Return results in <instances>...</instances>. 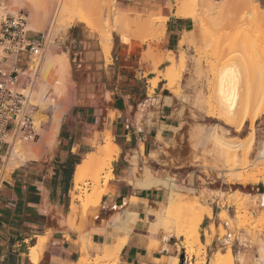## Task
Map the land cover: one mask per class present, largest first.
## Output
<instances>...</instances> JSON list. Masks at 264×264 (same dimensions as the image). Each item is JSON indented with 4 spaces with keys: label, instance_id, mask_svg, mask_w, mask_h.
<instances>
[{
    "label": "rangeland",
    "instance_id": "rangeland-1",
    "mask_svg": "<svg viewBox=\"0 0 264 264\" xmlns=\"http://www.w3.org/2000/svg\"><path fill=\"white\" fill-rule=\"evenodd\" d=\"M69 1L67 0L66 2V0H53L51 9L49 10L50 12H47L46 8H42L45 4V0H41L40 2L37 3L38 5L36 3L34 5L36 8L42 9L41 11L42 15L46 16L48 20H51L50 21L51 24H49V21L46 19L44 25H42L41 27H37L36 29H33L35 33H43L44 36H47L45 39L47 43L45 44V47L42 51L41 67L45 63V58L48 52L50 51V49L53 50V54L55 56H58L60 53L63 52V48L61 47L60 42L67 36L68 30L72 25L80 24L87 29V32L91 36L95 37L99 41L100 45H101V37L104 36L105 31L108 30V32L112 33L111 47L113 45V42L117 43L119 39H121V41L127 44H130L132 41L135 43V45H139V47L144 46L142 55L146 56L148 59H150L153 62L154 71H155V77L148 81L149 98L155 95L153 88L157 85L159 78H162L166 83L164 86H162L160 90H157L156 92L160 93L165 103L169 104L173 108L175 124L174 126L170 127V130H165L164 133L161 132L163 126H159V129H157L156 138L153 137L151 139L150 136L154 135V133L152 131L153 124L150 121L153 114L151 113L150 108L148 107L150 103L146 104V106L142 108L140 105L141 103L146 101L147 96L145 94L139 95L137 93L135 98L138 101L136 111L134 113L133 109H131V113L128 116L129 129L131 131H135L141 134H147L148 138L146 142L149 151L145 155H142L141 159H139L138 156L136 155L135 150H133L135 157L131 159V168L125 172L124 176L121 177V179H123L125 183H129L130 180L132 179L134 180L136 178V175L141 176L143 172L146 171L147 174L155 178H164V177L171 178L177 184V188L174 189L175 202H172L173 205H171L170 203L169 208L167 209L168 214L167 213L165 214L166 215L165 218L168 219L165 220L167 222L169 221V223L172 222V225H174L172 227V230L173 229L174 230L172 231L168 240L169 242H172L175 245V251L174 253H172L174 255L169 258L167 263L178 264L181 253L183 252L185 253V249L182 248V242L184 240V237L183 236L177 237L175 232H177V230L180 227H186V225L188 227L189 223L191 222L192 217L190 216V220H189V215L187 216L185 214L186 211L185 205L186 203H188V201H191L193 199H196L199 202L200 206H202V208L204 207L203 208L204 210L206 208L207 210L211 208V213L213 217L210 220L205 219L199 229L200 239L202 240L203 243H205V246L201 245L200 256L192 255L190 259L186 258L187 262L185 261L183 262V264H194L198 260L204 261V264H211V260L215 252L216 251L224 252L227 246L231 248L232 254L234 256L239 250H241V248H243V245H241L240 241L237 240L238 239L237 235L241 234L240 232H243L244 234L250 237V240L248 242L249 246L247 247L246 250L251 255V258H253V261H255L258 256L263 257L264 254L262 255V252L264 253V250L259 251L258 245L263 244L264 246V207L258 204L255 206L256 208L252 207L251 209V206L247 205L246 206L247 208H245L243 211L241 210L237 211L238 209L237 207L241 198H244L246 196L245 195L246 193L253 194L256 196L259 193H264V181H259L256 183L251 181L247 183H241L240 181L236 180L235 176H233L232 173L229 172V169L230 166L233 167V165H234L233 168H237V167L240 168L241 166L236 165L239 163L236 164L228 163L225 166H223L224 168H226L225 171L223 168L222 173L217 172L216 171L217 170L216 166H218L216 164L217 160H215L214 158L216 166L212 165L213 162L211 161L213 157H215L214 155L215 153L213 151H212L213 154L211 153V147L213 148L215 145L211 146V143L214 140L215 135L219 136L220 134H221L220 136L224 137V139L227 140L229 139L228 141H237V140H240L238 142L245 141L246 138H248L250 132L253 131L255 136V143L253 145L254 149H252L249 152L247 158L245 156H241L238 159V161L242 162L240 161V159L242 158L244 162V158H245V164L242 162L240 165L242 166L244 165L243 166L244 169L249 172L254 171L255 174H258L256 173L258 170L264 171V160L255 159L256 147L258 146L257 143L259 144L261 140H264V110L259 115V117L254 118L255 120L253 124L254 128L249 127L250 119L248 118L246 119L242 128L237 129L236 123H234L235 124L234 125L225 122V119L222 116L218 115L216 108L214 110L212 106L211 109L209 107L210 105L217 104L213 102H217V97L220 94L219 85L221 83V77L223 75H225L226 77L227 72L229 76L236 74L235 73L236 71L233 70L235 69V65L237 67L236 69L240 70L239 71L240 73L247 75V77L249 78L251 85V94L253 93L252 99L255 97L254 96L255 92L258 91L257 92L258 96L256 97L258 99V97L260 96L258 94L259 91H264L262 90L264 89L263 87L264 85L258 82L261 80L259 77L260 75L261 77L264 78V68L262 66L264 62V20L253 19L250 14L244 12V10L241 7L237 6V4H234L231 0H208L209 2L207 0L206 1L186 0L185 3L187 8L189 9V13L183 18L191 19V24L189 26V29L188 31L181 34L179 43L175 48L169 51H162L159 47V44L165 36L167 17L161 16L160 14H142L133 10H124L120 8L121 0H89V1L87 0L89 2L88 5L90 7L87 5V3H86L87 6L86 7L83 6V4L78 3L79 0H75L74 2L77 1V3H74L73 5L81 4L78 6V9L80 11L77 9L79 12L77 11L76 13L80 14L81 12L83 13L85 11L83 14L82 13L81 14L86 16L87 18H83V16L81 15H79L81 16L79 17L77 14H76L77 16L75 15L73 18L74 15L73 11L77 8V6L75 5L76 8L73 6L74 7L73 9L72 5L68 4ZM212 1L214 3V7ZM256 1L259 3L260 10L264 12V0H256ZM166 2L167 0H165V4L170 12H171V8L174 10L178 9L179 4H173L170 2L166 3ZM13 3H14L13 0H0V15L5 13H16L18 11H24L28 14V21L30 22L31 12L29 8H27L23 4V2L17 4L16 8H13L11 7ZM66 6L68 8H66ZM70 6L71 9H73V11H72V15L69 17L67 14L68 11H64L62 10V8L69 10ZM62 11L67 13H64ZM32 16L36 18L37 14L35 13ZM118 17L121 18L119 19ZM70 18L73 19L71 20ZM87 19L88 21L90 20L93 23V26L91 25V22L88 23L86 21ZM70 23L72 24L70 25ZM119 23L124 25V27L121 28V24L119 25ZM116 24L119 25L118 29ZM101 31H103V35L102 33H100ZM121 32L123 33V35L125 34V36H122ZM130 33H132V35ZM241 59L242 60L245 59L243 60L244 62L241 61ZM239 61L245 64H241ZM161 63H162V70H157L156 69L157 66ZM237 63L241 65L239 66ZM41 67H40V75L36 82V86L34 90L35 103L38 105V110L34 115V124L37 133L36 138L30 141H20V140L12 141L9 150L12 148L13 144H17V143H19L17 149H19L21 144H23L26 147H30L31 145L38 144L41 139L42 132H41V128H38L37 123H35L36 122L35 120L38 117L41 120L43 119L44 122L49 120L48 116L50 109L47 106L48 104L46 100H48V98H50L49 100H51V98H54L55 100L57 99L58 96L61 97L65 96L64 93L63 94L61 93L59 95L57 92L54 94L56 90V86L53 87L54 84L51 86L44 83L43 85ZM230 67H232L233 69ZM230 69H232L233 72ZM245 69L249 72H247ZM223 71H226L225 72L226 74L223 73L222 75L221 73ZM70 74L71 77H69V80L70 79L71 80L69 82L72 84L74 89L73 90V94H74L73 103H74L76 102L77 85L76 82L74 81L75 74L72 72L71 66H70ZM257 76L259 77L258 78L259 80L256 79ZM129 77L130 75H127L125 77V80H123V83L124 81L127 83L129 81ZM217 77H219V79H217ZM214 80H217L218 84L216 81L214 82ZM260 84L262 87L260 86ZM263 84H264V80H263ZM258 88L259 90H257ZM119 90L115 92H109L108 96L110 101L113 98H115L117 94H126L130 92L128 91L127 86H124ZM240 90L241 88L239 89L238 93L241 92ZM214 91H216V93H214ZM262 93L263 95L262 94L261 95L263 96V100H264V92ZM213 95L215 96V98ZM66 98L67 97L65 96V99ZM261 98L262 97L260 96L259 101L258 100L256 101L257 106L255 105L256 103L253 102L255 100L254 99L253 101L251 100V104H253L252 110H250L251 117H255V113L257 112V110L259 111L258 108L261 105L262 107H264L263 104L264 101L261 102L260 101ZM237 101L239 103L240 96H238ZM238 103L236 104L238 105ZM237 105L236 108L239 106ZM102 108L105 109L103 106L98 107V109H102ZM254 109L256 110L255 112L253 111ZM210 110L211 111L214 110V112L211 113ZM102 114L103 113L100 112V110H98V115H100V117L102 116ZM118 114L119 112L116 110H109V119L110 120L115 119ZM219 128H222V130ZM214 129H216L217 131ZM226 129H228V131H226ZM218 132L221 133L218 134ZM96 134L98 135V133ZM210 134L212 135L215 134V135H213V137L211 135L210 138ZM209 139L210 140L212 139V141H210ZM110 140H113L110 130L105 131V135L103 137V142H104L103 144H100V139H98V137L94 139L93 144L96 145L95 152H97L96 154L97 156H99L97 157V159L101 158V155H99L100 148H102V146L104 147L105 144H107V142H109ZM136 140H137L136 142H139V139ZM55 143L56 141L53 142V146L55 145ZM140 144H141L140 148L142 150L143 145L141 142ZM213 144L214 141L212 145ZM115 146L117 148L115 149L118 152L119 146L117 144ZM30 159H32V157L29 155L21 159L20 157H18V154H12L8 152V154L3 157L2 159L3 161L0 162V182L3 179L7 178L9 174L12 172V170L18 167V165L20 166L25 161ZM259 160H262V162ZM254 161H256V163ZM251 162H252L251 164L252 166H250ZM247 165L249 170L248 168H246ZM243 167L241 168L243 169ZM220 170H222V167H220ZM108 171L109 169L100 171L99 181L97 184L93 182L91 179H89L87 176L84 183L82 184V188L83 189L86 188L88 192H92L93 190L94 191L101 190V199H102V196L104 194L110 192V187H108V180H107V189L106 190L103 189L104 188L103 183L108 175ZM111 171H112V166H111ZM217 173L220 174L217 175ZM129 184L133 185L134 187H137L132 183ZM203 185H204V189L202 188ZM199 188L201 190H199ZM72 189H73V183L71 190L69 192V199L71 200V206L68 215V223H70V225L74 229L81 231L82 228L85 227L84 225L88 223L89 218H92L96 215V211L95 212L84 211L85 200L84 201L80 199L72 200ZM203 190L206 193L205 192L203 193ZM209 190L213 194H210ZM217 191H218L217 195L219 194L218 195L219 197L216 194L214 195V193ZM164 192L165 191L163 189H157L156 187H152L144 191V193L149 194L150 196L149 201L151 203L162 200L164 194L166 193ZM221 195L223 197H221ZM175 196H177V198ZM249 196L250 195H248V197ZM144 200H145L144 198L140 199L141 201L140 205L142 206L144 205L143 203L145 202ZM100 203L101 200L99 204ZM180 206L183 208L182 210L180 209L181 208ZM131 208L132 207L129 208L128 205L127 207L124 205L117 208L118 215L116 214V216L113 218V222L115 221L117 223L116 224L114 222L115 224L114 226L119 231V236L115 235L114 237L109 238V242H104L102 244H94L91 235L83 236V238L81 239L82 241L81 256L76 264H118L119 257L117 256L121 251L119 250L118 246L119 247L123 246L126 243L127 240L125 239V237L126 236L128 237V235L131 233L135 223L134 221H136L138 218L137 213L132 211ZM155 209L156 207L154 206V212H156ZM252 211H254V214ZM220 214H223L224 216H227L228 219H230L228 221L229 223H231L230 225L232 227L231 226L230 227L234 233L233 234L234 237L232 239L233 243L231 241L230 242L231 244L228 243L229 245L227 244V246L225 244H221L220 241L223 240L222 238L217 240L218 238L217 231H219L220 229L217 230L215 229L217 228V226L219 227L222 226V221L220 220ZM125 215H127V217ZM141 215L145 219V211H143ZM118 216H121L119 218H123L125 216L124 219L125 222L123 221L120 223L119 219H117ZM239 217L241 218V220ZM183 219L185 222L183 221ZM177 220L179 221V223ZM162 225L163 224H160L159 227H157V229L152 228L150 225H146V231L143 234H145L147 237L148 246H149V247L147 246L148 249L150 248L151 250L159 249V245L161 243L159 229L164 228L162 227ZM205 226L207 227L205 228ZM123 238L126 240L124 241L125 243L122 245L121 243L123 242H120V245L117 244V246L114 247L115 244L118 243ZM208 239H210V243L206 244V240ZM149 243H151L152 245ZM155 245L157 246V248ZM116 250L117 251L119 250L118 251L119 253L117 254L115 253L116 259H114L113 257L114 251L117 252ZM110 255H111V259H109Z\"/></svg>",
    "mask_w": 264,
    "mask_h": 264
},
{
    "label": "crops",
    "instance_id": "crops-1",
    "mask_svg": "<svg viewBox=\"0 0 264 264\" xmlns=\"http://www.w3.org/2000/svg\"><path fill=\"white\" fill-rule=\"evenodd\" d=\"M120 8L167 17L165 36L159 44L162 51L175 48L181 34L188 31L191 24L190 18L172 16L165 0H121ZM60 45L63 52L68 53L75 74L76 102H71L61 118L55 145L40 149L41 158L25 161L0 182V264H76L81 256L84 235H91L94 244L109 242V238L119 236L112 223L118 212L109 206L121 197L126 199V207L132 196L150 199L149 194L144 193L146 189L121 179L131 168L133 150L139 159L149 151L147 134L129 129L128 116L131 109L136 111L137 93L152 100L148 105L153 114L150 121L154 135L151 139L156 138L159 126H163L161 132L164 133L175 124L173 108L156 92L166 84L162 78L153 88L155 95L148 97V81L155 77V71L153 62L142 55L144 46L139 47L132 41L127 44L119 39L117 43L113 42L109 55L103 50L102 42L100 45L80 24L69 28ZM156 69L162 70V63ZM127 75H130L129 81L123 83ZM124 86L130 92L117 94L110 101L109 92ZM100 106L105 109H98ZM98 110L103 113L101 117ZM109 110L119 112L115 119H109ZM109 130L113 142L119 146L112 161L113 178L108 179L110 192L102 196L96 215L79 231L68 223L69 192L75 168L89 154L95 153L94 139L98 137L103 144L105 131ZM132 211L138 218L119 253L118 264H168L175 245L169 242L170 250L149 251L147 237L143 234L147 225L141 215L144 207L138 204ZM40 237L44 239L42 249L34 261L30 256L31 248L39 245Z\"/></svg>",
    "mask_w": 264,
    "mask_h": 264
},
{
    "label": "bare ground",
    "instance_id": "bare-ground-1",
    "mask_svg": "<svg viewBox=\"0 0 264 264\" xmlns=\"http://www.w3.org/2000/svg\"><path fill=\"white\" fill-rule=\"evenodd\" d=\"M13 1H14V3L11 6L13 8H16V5L19 4V3H22V2H23V4L27 8H29V10L31 12V20L29 22V27L32 28V30L33 29H36L37 27H41L42 25L45 24L47 17L44 16V15H42V13H41L42 9L36 8L34 6L35 3L37 4L41 0H13ZM74 1L75 0H71L68 3L69 5H72V8L73 9H74L75 5L77 6V8L75 7L76 9L74 11H73V9H71V6H70V9L69 10L64 9V8L61 7L62 10L68 11V13L67 12H64V11H62V12L67 13L68 16L70 17L72 15V11H73V13H74L73 18H74V16L76 14L78 16L79 15L83 16V18H87L86 16L82 15L85 11L83 13L81 12L82 14L81 13L79 14V13H76V12L79 10L78 9V6L79 5L83 4V6H86V3L88 5V3H89L88 1L89 0L88 1L87 0L86 1L79 0L78 3H81L79 5L78 4L73 5L74 3H77V1L76 2H74ZM231 1L234 4H237V6L241 7L244 10V12L250 14L253 19H256V20L263 19L264 20V12L260 10L259 3L256 0H231ZM66 2H67V0H66ZM167 2H170V3H173V4H179L178 9H175V10L172 9L171 6H170L172 16L174 15L176 17H182L183 18V17H185L189 13V9L187 8L186 3H185L186 0H167ZM52 3H53V0H45V4H44V6L42 8H46L47 12H50L49 10L51 9ZM212 3H213V1H212ZM93 5H94V3H93ZM67 6H66V8H68ZM213 7H214V3H213ZM35 13L37 14V17L36 18L32 16ZM81 16H79V17H81ZM104 19H105V17H104ZM106 19H107V17H106ZM48 21H49V24H51L50 23L51 20H48ZM86 21L88 23L91 22L90 20L88 21V19ZM125 21H126V19H125ZM128 21H130V20H128ZM117 23H118V21H117ZM71 24L72 23H70V25ZM120 24L121 23H119V25ZM91 25L93 26V23L92 22H91ZM119 25H117V29H118V26ZM104 26H105V24H104ZM104 26H103V28H104ZM106 26H107V24H106ZM108 27H107V29H108ZM123 27H124V25L121 24V28H123ZM124 30H125V28H124ZM116 31H119V30H116ZM100 33H102V35H103V31H101ZM130 34L132 35V33H130ZM122 36H125V34L123 35V33H122ZM124 38H126V37H124ZM101 39H102V41H101L102 42V45L101 46H103L102 47L103 50H105V52L110 55L111 42H112V33L111 32H108V30H106L104 36H102ZM241 58H243V57H241ZM243 60H245V59H243ZM243 60L241 59V61H243ZM262 62H263V59H262ZM240 63L241 64H245V63H242V62H240ZM237 64L239 66L241 65L239 63H237ZM243 66H245V65H243ZM262 66L264 68V62H263V65ZM230 68H232V67H230ZM236 68H237L236 65H235V69L232 68L234 71H236L235 72L236 74H233L232 73L233 72L232 69H230V70H232L231 73L233 75H230L229 76V74L227 72V75L225 77V75H223V73H225L226 71H223L221 73L223 76L221 77V83L219 85L220 86V88H219L220 89V91H219L220 94L217 97V102H213V103H217V104H215V105L213 104L214 106L213 105H210L209 108L211 109V106H212V108H214V110L216 108V111H217L218 115L222 116L225 119V122H227L229 124L236 123L237 129H241L242 126L244 125L246 119H248V118L250 119V125H249V127L250 128H254L253 127V124H254V121H255L254 118L259 117V115L263 112L264 107H262V105L260 104L261 105L260 106L261 108L260 107L258 108L259 111L256 108L257 112L255 113V117H251L250 110H252V105H253V104H251V100L253 101V99H254L255 101H253V102L256 103L257 100L259 101V97L261 96L262 98L260 99V101L261 102L264 101L263 100V96H262L263 95L262 92H264V91H259L258 94L260 96L258 97V99L256 98L258 96L257 95V92L258 91L255 92V94H254L255 97L252 99V96H253L252 94L253 93L251 94V85H250L249 78L247 77V75H244V74L240 73L239 72L240 70L239 69L237 70ZM227 69H229V68H227ZM41 70H42L43 85H44V83L47 84V85H51V86L54 84L53 87L56 86V90H55L54 94L57 93V92H58L59 95L61 93L62 94L64 93L67 98L65 99V96L64 97L58 96L57 99H55V100H54V98H51V100H49L50 98H48V100H46V102L48 104L47 106L50 109L49 116H48V119L49 120H47L46 122H44L43 119L41 120L39 117L38 118L36 117L37 119L35 120L36 121L35 123H37L38 128H41V132H42V136H41V139H40V141H39L38 144L31 145L30 147H26L23 144H21V146L19 147V149H17L19 143L12 145V148L9 150V152L12 153V154H18V157H20L21 159H23V157H26L27 155L31 156L32 158L37 159L39 157V155H40V153H39V150L40 149H42V148L44 149V147H51V146H53V142L56 141V134L58 133L57 131L59 130V127H60V124H61L60 123L61 122V118H62L64 112H66V109L68 108V106L74 100V94H73V90L74 89H73L72 84L69 82L71 80V79L69 80V77H71L70 76L71 74H70V62H69V58H68V53L66 54L65 52H62L58 56H55L53 54V50L50 49V51L48 52V54H47V56L45 58V63L41 67ZM247 72H249V71H247ZM259 77H260L261 80L258 81V82L259 83H262V85H264L263 84L264 78L261 77V75ZM259 77L257 76L256 79L259 80L258 79ZM262 78H263V80H262ZM217 79H219V77H217ZM215 81L218 84V81L217 80H214V82ZM56 84H58V85H56ZM260 86H261V84H260ZM237 88H238V90H237ZM240 88H241V90H240L241 92L238 93V91H239ZM252 89H253V87H252ZM257 90H259V88ZM262 90H264V89H262ZM214 93H216V91H214ZM238 96H240L239 103L237 101ZM50 97H52V96H50ZM214 98H215V96H214ZM48 101H49V103H48ZM151 102H152V100H146L145 102L141 103L140 106L142 108H144L146 106V104H149ZM236 103H238L239 106ZM263 104H264V102H263ZM236 105L238 106L237 108H236ZM255 105L257 106V103ZM141 107H140V109H141ZM214 110L213 111L210 110V112L212 113V112H214ZM256 110L254 109L253 111L255 112ZM141 112H142V110H141ZM207 114H208V112H207ZM37 116H38V113H37ZM220 116H218V117H220ZM219 127H221V126H219ZM219 129L222 130V128H219ZM235 129H236V127H235ZM211 130H212V128H211ZM214 130H216V129H214ZM216 131H214V132H216ZM226 131H228V129H226ZM221 132H218V134L221 133ZM211 135L212 134H210V138H211ZM213 135H215V134H213ZM213 135H212V137H213ZM220 135L219 136L215 135L214 140H213L214 141V144L213 145H212V143H213L212 139L213 138L211 140L209 139L210 141H212L211 146H214L215 145L213 148L211 147V153H212V151L215 153L214 154L215 157H213L214 156L213 155L212 156L213 159L211 161L213 162L212 165H215V160H217L216 161L217 162L216 164L218 166L215 165L217 167V170L216 171L222 173L223 172V168H224L223 166H225L228 163H230V164L239 163V164H236V165H239V166L243 167L244 165L243 166L240 165L243 162V159L242 158L240 159V161H242V162H239L238 159L241 156H245L247 158L249 152L252 149H254V147H253V145L255 143L254 132L253 131L250 132L248 138H246V140L244 138L245 141H241V142H238L240 140H237V141H228L229 139L228 140L227 139H224V137H222ZM230 138H232V137H230ZM257 145L258 146L256 147L255 159L256 160H258V159L264 160V140H261L259 144L257 143ZM115 148H116L115 143L113 142V140H110L109 142H107V144H105L104 147L102 146V148H100V150H99V153L100 154L99 155H101V158L97 159V157H99L96 154L97 152L91 153V154L88 155V157L86 159H84L75 168L74 177H73L72 200H74V199H80V200H83V201L85 200V202H84V209L85 210L84 211H86V212L87 211H90V212H95L96 211V207L98 206V204H99V202L101 200V190L100 191H94L93 190L92 192H88L86 188H84V189L82 188V184L84 183V181L87 178V176H88L89 179H91L93 182H95L97 184L98 181H99L100 171L101 170L103 171V170L109 169L108 175H107V177H106V179L104 180V183H103L104 184V188L103 189L104 190L107 189V180L110 179V178H113V173L111 171V166H112L113 159H115V155H117V150H116L117 148L116 149ZM214 150H216V151H214ZM43 154H41V156ZM134 157H135V154L132 155V158H134ZM214 158H215V160H214ZM96 159H97L98 162L96 161ZM262 160H259V161L262 162ZM94 161H95V163H94ZM248 162H249V160H248ZM254 162L256 163V161H254ZM243 163L245 164V158H244V162ZM251 164H252V162L250 163V166H252ZM220 167H222V170H220ZM233 167H234V165H233ZM233 167L230 166L229 172L232 173V175L235 176V179L238 180V181H240L241 183H247V182H250V181L256 183V182H259V181H264V171L258 170L256 172L258 174H255L254 171L253 172H249V171L245 170L244 167H243V169L241 167L240 168H238V167L237 168H233ZM253 167H252V169H253ZM246 168H248V165H247ZM258 168H256V169H258ZM225 169L226 168H224V171H225ZM248 170H249V168H248ZM262 170H263V168H262ZM220 173H217V175H219ZM226 173H224V174H226ZM221 178H222V176H221ZM230 178H232V177H230ZM132 180H130L129 183H132V184L136 185L139 188L149 189V188H152V187H156L157 189H163L166 192V193L164 192L165 194H164L162 200L156 201L154 203H151L149 201V199L144 198L145 199L144 200L145 202H143L144 203L143 206H144V211H145V219H146L145 222H146L147 225H150L152 228L157 229V227H159L160 224H163L162 227H164V228L159 229V234H160V239H161V243L159 245V249L160 250H162V249L170 250V247L171 246L169 245V240L168 239H169V236L171 235L172 231L174 230V229L172 230V227L174 225H172V222L169 223V221L167 222L165 220V219H167V218H165V216H166L165 214L167 213V209L169 208L170 203H171V205H173L172 202H175L174 201V194H175L174 193L175 192L174 189L177 188V184L171 178H166V177H164V178H155V177L147 174L146 171L143 172V174L141 176H137L136 175V178L133 181ZM202 188L204 189V185H203ZM199 190H201V189L199 188ZM177 191H178V189H177ZM204 192L205 191L203 190V193ZM209 192H210V194H213L210 190H209ZM217 193H218V191L215 192L214 195L215 194L217 195ZM220 193H221V190H220ZM200 194H201V192H200ZM245 195L246 196L244 198H241V200L239 201L238 207H237L239 210L237 209V211H240V210L243 211L245 208H247L246 207L247 205L251 206V209H252V207L256 208L255 206L258 205V204H260L261 206L264 207V193H259V194H257V196L256 195H253V194H249V193H246ZM248 195H250V196L248 197ZM175 197L177 198V196H175ZM204 197H206V196H204ZM211 197H212V195H211ZM221 197H223V196L221 195ZM208 198H210V197H208ZM140 199L141 198H138L136 196L130 197V200H128L129 201V204H128L129 208L130 207L134 208L135 206H137L138 204H140V202H141ZM125 203H126V199L123 198L122 202L119 205H115V208L117 209V208H119L121 206H124ZM108 204H111V202L108 203ZM112 204H114V203H112ZM154 206L156 207V209H155L156 212H154ZM185 207H186L185 208V210H186L185 211V214L187 216L189 215V220H190V216H191L192 217V220L189 223L188 227H187V225H186V227H180L177 230V232H175V234H176L177 237H180V236H183L184 237V240L182 242V248L185 249L184 255L186 254L185 257H184V262L186 261V258L187 259H190L192 257V255L200 256V254H201V252H200L201 251V245H204L205 246V243H203L202 240L200 239V234H199V231L200 230L199 229H200V227H201V225H202V223H203V221L205 219L210 220L213 217L212 216V213H211V208H209L210 210L209 209L207 210V208H206L205 210H207V211H205L203 209L204 207L202 208V206H200L199 202L196 199H193L191 201H188V203H186ZM180 209L182 210L183 208L181 207ZM250 211H249V213H250ZM252 212L254 214V211H252ZM182 213H183V211H182ZM125 216L127 217V215H125ZM125 216L123 218H119L121 216H118L117 217V219H119V222L120 223L123 222V221L125 222V220H124L125 219ZM179 216H180V214H179ZM182 216H181V218H182ZM185 218H186V216H185ZM220 220L222 221V226H220V227L217 226V228L215 229V230H217V229L222 230V231H220V230L217 231L218 232V238H217V240L220 239V238H222L223 240L220 241L221 244H225L227 246V244L232 241V239L234 237V235H233L234 233L231 230V227L232 226L230 225L231 223H229V221H228L230 219H228L227 216H224L223 214H220ZM240 220H241V218H240ZM183 221H184V219H183ZM114 222H113V224H114ZM178 223H179V221H178ZM236 229H237V227H236ZM175 230H176V227H175ZM213 231H214V229H213ZM205 232H206V230H205ZM240 233L241 234H239V235L236 234V235L238 236V239L237 240L240 241L241 245H243V248H241V250H239L237 253L235 252L236 254L233 256L231 248L229 246H227V247L225 246L226 249L224 247V249H225L224 252H220V251H216L215 252V254H214V256H213V258L211 260V264H264V256L263 257L262 256H260V257L258 256L259 258L257 257L258 259L256 258V260L253 261V258H251V255L246 250L247 247L249 246L248 242L250 240V237L247 236L246 234H244L243 232H240ZM210 237H211V234H210ZM125 239L127 240V236L125 237ZM125 239L124 238L121 239L118 243L115 244L114 247H116L117 244L120 245V242H123V243H121L123 245L125 243L124 241H126ZM43 240H44L43 237H40L39 245L42 246ZM155 242H156V240H155ZM208 243H210V239L206 240V244H208ZM232 243H233V241H232ZM149 244H151V243H149ZM39 245L38 246H33L31 248V254H30V256H31L32 260H34V261H37V259L39 258V251H41V249H42V247L41 246L39 247ZM258 246H259L258 247V250L259 251H263L264 250L263 244H259ZM122 247L123 246H120V247L118 246L119 250H121ZM156 248H157V246H156ZM222 249H223V247H222ZM148 250H151V248L148 249ZM118 251L117 252L114 251V256H113L114 259H116L115 258V253L116 254L119 253ZM110 253H111V251H110ZM263 254L264 253L262 252V255ZM117 257H119V255ZM109 259H111V255H110ZM81 260H83V259H81ZM179 263H180V257H179ZM194 264H204V261H199L198 260Z\"/></svg>",
    "mask_w": 264,
    "mask_h": 264
},
{
    "label": "built area",
    "instance_id": "built-area-1",
    "mask_svg": "<svg viewBox=\"0 0 264 264\" xmlns=\"http://www.w3.org/2000/svg\"><path fill=\"white\" fill-rule=\"evenodd\" d=\"M46 37L24 11L0 15V162L12 141L36 138L34 90Z\"/></svg>",
    "mask_w": 264,
    "mask_h": 264
},
{
    "label": "water",
    "instance_id": "water-1",
    "mask_svg": "<svg viewBox=\"0 0 264 264\" xmlns=\"http://www.w3.org/2000/svg\"><path fill=\"white\" fill-rule=\"evenodd\" d=\"M122 200H123V197H121V198L119 199V201L116 202L114 205L109 206V209L114 208L115 205H118L119 203H121ZM184 257H185V255H184V252H183V253H181V255H180V263H179V264H183V262H184Z\"/></svg>",
    "mask_w": 264,
    "mask_h": 264
}]
</instances>
